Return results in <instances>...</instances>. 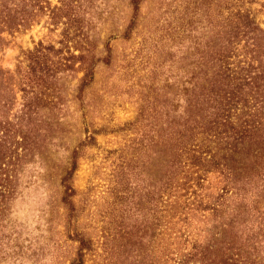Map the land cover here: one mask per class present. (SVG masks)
Listing matches in <instances>:
<instances>
[{
    "label": "rangeland",
    "instance_id": "rangeland-1",
    "mask_svg": "<svg viewBox=\"0 0 264 264\" xmlns=\"http://www.w3.org/2000/svg\"><path fill=\"white\" fill-rule=\"evenodd\" d=\"M226 5L227 0H31V13L22 16L31 25L1 33V69L15 73L22 51L31 48V138L16 166L15 194L4 217L3 243L13 256L1 264H70L79 246L69 234L74 228L91 241L83 264H159L146 235L133 246L135 237L129 240L126 232L130 223L139 233L145 227L142 214L130 217L137 211L126 210L137 204L144 211L148 183L144 148L137 156L134 148L144 133L157 132L161 114L156 108L151 116V103L172 98L192 53L219 40L214 38L222 33ZM14 89L19 99L21 91ZM75 148L70 206L60 200L58 182ZM131 157L127 172L117 174L116 165ZM117 221L128 229L118 233Z\"/></svg>",
    "mask_w": 264,
    "mask_h": 264
},
{
    "label": "trees",
    "instance_id": "trees-1",
    "mask_svg": "<svg viewBox=\"0 0 264 264\" xmlns=\"http://www.w3.org/2000/svg\"><path fill=\"white\" fill-rule=\"evenodd\" d=\"M27 13L31 0H0V40L2 32L29 27ZM222 15L219 40L192 53L172 98L151 103V116L156 108L161 114L157 132L144 133L134 148L135 155L144 148L148 183L144 211L137 204L126 210L142 214L145 227L139 233L138 225L117 221L118 233L127 228L133 246L146 235L159 264H264V0H227ZM22 53L15 73L0 67V264L13 256L3 243L4 217L31 138V48ZM75 153L58 182L70 206ZM131 160L115 172H127ZM69 234L79 243L70 264H83L91 241L76 228Z\"/></svg>",
    "mask_w": 264,
    "mask_h": 264
}]
</instances>
